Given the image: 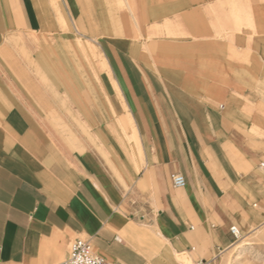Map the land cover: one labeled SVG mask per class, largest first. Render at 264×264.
I'll list each match as a JSON object with an SVG mask.
<instances>
[{
  "label": "crops",
  "instance_id": "0c3cea01",
  "mask_svg": "<svg viewBox=\"0 0 264 264\" xmlns=\"http://www.w3.org/2000/svg\"><path fill=\"white\" fill-rule=\"evenodd\" d=\"M44 1L0 0V264L76 238L117 264H149L152 234L194 262L229 248L264 195V0H62L104 71L90 123L28 76Z\"/></svg>",
  "mask_w": 264,
  "mask_h": 264
},
{
  "label": "rangeland",
  "instance_id": "374dc122",
  "mask_svg": "<svg viewBox=\"0 0 264 264\" xmlns=\"http://www.w3.org/2000/svg\"><path fill=\"white\" fill-rule=\"evenodd\" d=\"M41 11V31H29L25 39L31 42L21 52L26 60L28 76L37 90L51 92L52 101L73 108L84 123H90L92 103L108 96L102 85L103 68L95 56V40L67 13L62 0L36 2ZM31 90V89H30ZM264 164L253 166L264 181ZM249 223L239 229L233 244L216 256L196 264H264V195H250ZM140 214L137 215L139 220ZM256 223V225H254ZM149 264H189L181 259L168 242L156 235L146 236Z\"/></svg>",
  "mask_w": 264,
  "mask_h": 264
},
{
  "label": "built area",
  "instance_id": "2783aa9c",
  "mask_svg": "<svg viewBox=\"0 0 264 264\" xmlns=\"http://www.w3.org/2000/svg\"><path fill=\"white\" fill-rule=\"evenodd\" d=\"M172 181L175 187H183L186 184L184 176L180 173L172 175ZM239 229L236 226L231 227V234L238 237ZM59 264H117L106 260L94 251L92 243L83 238H76L70 247L69 256Z\"/></svg>",
  "mask_w": 264,
  "mask_h": 264
},
{
  "label": "bare ground",
  "instance_id": "6f19581e",
  "mask_svg": "<svg viewBox=\"0 0 264 264\" xmlns=\"http://www.w3.org/2000/svg\"><path fill=\"white\" fill-rule=\"evenodd\" d=\"M179 255H182L183 257L181 259H183L185 262L188 260H190L191 262L189 264H196L194 263V261L188 256L187 253H183V254H179Z\"/></svg>",
  "mask_w": 264,
  "mask_h": 264
}]
</instances>
